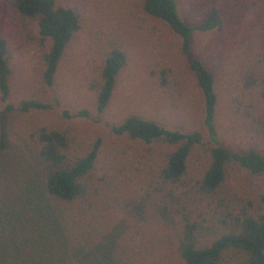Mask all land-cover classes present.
Segmentation results:
<instances>
[{
    "label": "rangeland",
    "instance_id": "rangeland-1",
    "mask_svg": "<svg viewBox=\"0 0 264 264\" xmlns=\"http://www.w3.org/2000/svg\"><path fill=\"white\" fill-rule=\"evenodd\" d=\"M176 1L181 18L193 27L212 7L222 15V28L194 31L188 55L183 54L179 36L143 12L141 0H56L57 6L77 11L80 29L65 49L54 84L42 89L40 64L50 42L40 37L35 21L22 20L8 0H0V34L9 42L12 72L8 100H0V216L12 209L22 211L29 195L41 196L35 132L43 127L68 136L70 156H83L100 139L93 179L107 180L114 196L133 202L155 181L153 174L174 147L162 142L143 146L115 135L112 127L136 115L170 131H198L202 143L189 157L186 177L195 189L215 144L203 124L202 96L189 69L193 58L202 60L216 78L219 145L233 153L254 148L264 154V100L258 95L261 87L247 88L244 83L248 75L259 77L260 70L264 73V0ZM115 48L125 52L127 63L109 105L98 113L93 86L107 54ZM246 95L257 104L255 118L236 112L238 101L247 103ZM22 100H38L49 104L50 109L23 112L18 107ZM8 105L13 109H7ZM82 109L88 110L89 116L74 117ZM184 190L179 187L175 193ZM192 196L195 204L191 208H199L207 226L209 219L228 208L236 212L245 208L255 217L264 214V178L234 165L227 167L216 195L202 196L194 191ZM107 212L110 229L117 226L123 232L122 241L134 238L132 244L140 248V259L148 258L144 251L158 242L156 238L171 235L174 240L175 233L155 221L134 228L118 208L110 204ZM152 259L159 262L157 256Z\"/></svg>",
    "mask_w": 264,
    "mask_h": 264
},
{
    "label": "trees",
    "instance_id": "trees-1",
    "mask_svg": "<svg viewBox=\"0 0 264 264\" xmlns=\"http://www.w3.org/2000/svg\"><path fill=\"white\" fill-rule=\"evenodd\" d=\"M8 2L22 20L35 21L40 37L50 42L41 59L39 79L42 89L49 88L54 84L66 47L80 29V15L73 8L57 6L56 0ZM141 5L145 14L162 21L181 38L186 55L191 53L194 31L222 28V15L214 7L193 27L181 18L176 0H141ZM9 54L8 39L0 34V100L4 103L10 94ZM126 63L127 56L120 49H112L107 54L100 78L93 86L98 113L109 105ZM189 69L202 96L204 127L215 144L210 148L208 165L196 188L186 182V177L189 157L202 143V134L198 131H170L136 115L112 127L115 135L143 146L162 142L174 147L165 154V161L153 174L155 181L133 202L114 196L107 180L93 179L100 139L83 156H70V141L64 132L40 128L35 137L39 145L41 196L29 195L22 211L12 209L0 216V264H136L137 261H142L141 264H264V214L255 217L245 208L239 212L228 208L209 219L211 224L207 226L199 208H191L195 204L194 191L202 196L219 192L229 165L264 178V154L254 148L233 153L219 145L215 126L216 78L199 58L191 59ZM258 74L259 77L248 75L244 83L247 88L259 84L258 95L264 100V73L260 70ZM256 105L252 99L247 98V103L243 99L238 101L236 112L255 118ZM18 107L23 112L50 109L49 104L38 100H22ZM7 109L13 108L8 105ZM88 116L85 109L74 114V117ZM179 187L185 190L176 194ZM261 202L264 204V196ZM110 204L118 208L134 228L155 221L175 233L174 240L171 235L156 238L158 242L144 251L148 258L140 259L141 250L134 247V238L122 241L123 232L117 226L110 229L107 212ZM134 234L138 235L137 229ZM152 256H157L159 262ZM175 259L178 262L172 263Z\"/></svg>",
    "mask_w": 264,
    "mask_h": 264
}]
</instances>
